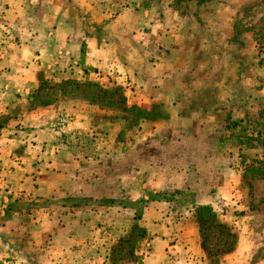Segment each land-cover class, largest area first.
<instances>
[{
	"label": "crops",
	"instance_id": "0c3cea01",
	"mask_svg": "<svg viewBox=\"0 0 264 264\" xmlns=\"http://www.w3.org/2000/svg\"><path fill=\"white\" fill-rule=\"evenodd\" d=\"M190 5L194 11L185 17L188 22H184V27H199L202 37L199 44L198 35L190 33L188 28L183 31L186 36L179 34L178 13L170 4L157 17L143 12L140 17L134 16L135 21L130 25L131 33L134 31L136 35L133 34L131 41L124 21L130 14L128 0H0V264H87L83 255L89 249L88 239L98 232L81 216H85L88 208L72 212L65 207L66 199H71L76 191L81 194L80 189L91 184L97 190L92 193L93 202L119 200L123 198L119 195L127 193L126 179L122 178V189L116 190L115 196L109 197L107 189H103L107 192L102 194L100 186L108 182V148H104L106 143L102 139L105 137L97 128L95 114L64 107L62 100L54 105L37 106L33 96L39 89L40 76L56 82L85 78L99 81L97 77L114 68L131 75L133 72L127 65L136 57L138 48L147 45L149 36L140 30L149 18L153 21V33H157L154 41L158 50V63L152 68L158 75L152 84L153 104L170 108L182 105L179 95H187L191 88L187 83L191 80H194V90L201 88V69L190 65L193 58H187L188 50L190 54L196 53L200 46L203 53L209 52L211 38L215 40L213 44L221 46L220 50L233 53V58H254L256 52L250 35L241 34L236 25H262L264 0H206L201 7ZM161 27L165 32H161ZM241 36L244 47L239 46ZM165 54L169 57L167 63ZM216 74L221 81L216 83L217 90L231 92L227 95L230 98L217 102V107L239 104V95L244 89L252 96L256 91V76L251 72L243 73L239 63L236 67L217 70ZM137 95L135 103L142 107L139 92ZM247 99H251L250 95ZM143 107H147L146 104ZM223 112L226 113L221 109L215 114L220 116ZM170 113L172 121L182 122L185 118L178 112ZM196 117L191 119L198 120ZM71 139L74 142L71 143ZM147 149L158 152L156 148ZM210 164L211 170L214 164ZM89 171L91 178H88ZM186 179V174L181 173L166 179L160 186L154 182L150 186L142 183L135 192L139 196L135 201L139 202L146 199L147 187L154 194L174 186L189 195H195L192 189L197 186L205 189L195 195L194 204L184 211L170 206L167 210L169 199L149 200L148 193L146 212L138 219L152 235L148 245L151 251L144 264H208L195 206H210L217 213L220 194L213 189L223 187L226 178L215 173L209 183ZM89 180L92 182L88 183ZM59 202L61 207L56 206ZM122 211L119 215L123 217ZM94 213L95 210L92 217ZM245 233L243 239H254L252 233ZM238 244L226 264H240L239 254L244 249L241 242ZM254 245L247 259L250 264H264V257L255 260L256 251L259 252L262 245ZM95 261V258L89 260L92 264H107L105 260Z\"/></svg>",
	"mask_w": 264,
	"mask_h": 264
},
{
	"label": "rangeland",
	"instance_id": "374dc122",
	"mask_svg": "<svg viewBox=\"0 0 264 264\" xmlns=\"http://www.w3.org/2000/svg\"><path fill=\"white\" fill-rule=\"evenodd\" d=\"M191 3L193 6L197 4L198 7H201L206 3V0H201V3L200 0H128L130 14L126 15L124 20L129 27L128 38L132 41L133 34L136 35L134 31L131 33L130 25L136 16L140 17L143 12V14L153 13L157 17L170 4L171 8L178 13L177 20L180 25L177 27V31L179 34L186 36L183 31L188 28L190 33L198 35L197 42L199 44V39H202L199 27H184V22H188L185 17L194 11V8L190 7ZM138 5L139 7H137ZM198 7L196 10H199ZM171 17L174 20V17ZM263 24L264 22L262 25L259 23L245 26L243 24L241 27L236 25V29L241 34L246 32L251 37V46L256 52L251 60L238 56L233 58V53L230 52V55L226 50H220L221 46H218L217 43L213 44L215 42L213 38H211L212 45H210L209 52L204 51L203 53L200 46H198L196 53L190 54V50H188L187 58H193V64L190 62V65L195 66L196 70L201 69L202 76L199 77V81L202 82V85L201 88L198 87L199 90H194V80L187 83L191 87H189V92L185 93L187 94L185 97H182V93H180L178 98V100L181 98L183 104L173 108L153 104L155 94L152 91V84L158 75H155L152 68L158 63V50L155 49L154 41V36L157 33H153V21L150 18L140 30V33L143 34L145 31V34L149 36L147 45L138 48L136 57L129 60L127 65L130 72H133L131 75L114 68L109 73L97 77L99 81L89 78L80 81L73 80L82 84L90 83L93 85L67 84L61 87H52L60 82L47 80L40 76L39 87L40 85L43 87L35 92L36 99L34 102L37 106L54 105L62 100L64 107L79 109L87 115L95 114L96 124L99 126L97 128L100 129L101 136L105 137V140L102 139V142L106 143L104 148H108V182L101 184L102 194L103 191L107 192L108 190L109 197L115 196V191L122 189V178L126 179L125 186H123L127 193L119 195V197L123 196L122 199H114L115 201L112 199V202L104 199L100 202H93L92 193H96L97 190L91 187V183L90 186L80 189L81 194L76 191L71 199H66L67 203L64 205L72 212L88 208L85 216H81L84 219L87 218L85 220L89 222V227L94 226L95 232H98V235H92L93 237L88 239L90 241L88 243L89 249L87 252L84 251L83 255L87 264H92L89 260L93 258H95V262H99L101 259L105 260L107 264L126 262L144 264V260L151 251L148 245L152 235L150 236L146 231V235L142 237L140 229H136L135 226L143 228L139 224L138 218L146 212L148 193H150L149 200L169 199L170 204L167 203V210L174 207L175 210L184 211L194 204L195 195L205 189L197 186L194 189L196 191L192 189L195 195H189L186 191L180 192L181 189L174 186L154 194L148 191L147 187L145 189L146 199L142 201L140 199L139 202L135 201L136 198H139L135 192L138 191V187L142 183L150 186L154 182L159 183L160 186L166 179L176 177L181 173L186 174L187 181L204 180L209 183L212 182L215 173L222 174V177L226 178L223 187L213 189L215 193L220 194L217 213L214 212L215 221L211 217L204 218L203 229L208 251H203L208 264H220L222 261L226 264L225 262L234 255L232 253L237 250L240 242L243 249L246 250L239 254L240 264H250L247 256L250 252L249 249L254 244L255 247L259 244L262 245L260 251H256L255 260L264 257V176L260 177L254 174L249 175L246 180L243 178L246 168H261V162H264ZM161 32H165L162 27ZM240 38L239 46L244 47L242 36ZM190 45L192 46V44ZM228 45L230 46V44ZM161 50L164 51L166 48ZM194 53L195 55H193ZM200 53L203 55L195 60L194 58ZM168 58V54H165V63L168 62ZM238 63L243 73L251 72L256 76V91L252 96L246 89L242 90L241 95H239L240 105L225 104L223 107H217V102L222 98H230L227 95L231 92L228 93L226 89L217 90V84L221 81L217 79L216 71H220L224 67L231 66L232 68L233 65L236 67ZM204 80H207L208 83ZM7 88L8 86L5 89L7 90ZM116 88H121L122 96L126 98L125 106L128 108L137 106L144 111H151L153 106L158 105L160 108L155 109L154 112L158 119L151 121L141 118L131 126L132 121H134V112L123 109L121 94H109L102 91H111ZM137 92L141 96L139 99H141L142 105L145 106L146 104L148 108L135 103L138 97ZM248 95H250V100L247 99ZM221 109L225 110L226 113L223 112L220 116L216 115L215 112ZM170 111L172 113L178 112L187 121L185 122L183 119L182 122L172 121ZM228 113H230L229 116L226 115ZM193 116H197L198 120L191 119ZM70 142H74V139H71ZM147 148H156L158 152L154 153ZM91 155L92 153L89 157ZM110 155L112 157L109 158ZM208 162L214 164L211 170L208 168L211 165L209 163L208 166ZM113 163L115 164L113 165ZM143 165H145L144 169H138ZM219 168L224 170L221 171ZM91 177L92 172L89 171L88 178ZM89 182L92 181L89 180ZM111 188L113 189L111 190ZM59 203L56 206L61 207V203ZM169 206L170 208H168ZM24 208L28 209V207ZM121 209H123V217L119 215ZM93 210H95L94 217L91 215ZM115 211L117 214L113 213ZM62 222L61 220V224ZM216 222L224 224L225 227L217 225ZM120 230H123L124 233H116ZM245 232L252 233L254 239H243L242 236L243 234L246 235ZM131 233L132 236L126 242L123 238L127 239ZM233 245L234 250L232 252L222 253ZM207 253L210 255L208 256Z\"/></svg>",
	"mask_w": 264,
	"mask_h": 264
},
{
	"label": "trees",
	"instance_id": "16d2710c",
	"mask_svg": "<svg viewBox=\"0 0 264 264\" xmlns=\"http://www.w3.org/2000/svg\"><path fill=\"white\" fill-rule=\"evenodd\" d=\"M67 84H73V85H76V86H89V85H93V84H90V83H79L77 81H73V80H68V81H63V82H60V83H57V84H54L52 87H61V86H64V85H67ZM42 85H40L39 90L42 89ZM37 91V92H38ZM104 92H108L109 94H117V93H120L121 94V100L124 104V110L125 111H129V112H134V121H132V124L131 126L134 125V122L138 121L139 119L141 118H145L147 120H151V121H154V120H157L158 119V116H156V114L154 113L155 112V109H159L160 107L158 105L156 106H153V109L151 111H144L142 109H140L139 107L137 106H132L130 108H128L127 106H125L126 104V98L124 96H122V92H121V88H116V89H113L111 91H106V90H102ZM65 92V91H64ZM34 100L36 99V94H34ZM262 163V167L261 168H251V167H248L245 169V174L243 176V178L246 180L249 175H258L260 177H263L264 176V162H261ZM108 202H112V201H108ZM195 217H196V223L198 224L199 226V230H200V235H201V241H202V248L204 249V251H208L207 249V245H206V236H205V232H204V229H203V225H205V222H204V218L206 217H211L213 221H215L216 219V216H215V213H214V209L210 206H195ZM140 219V218H138ZM219 223V224H218ZM217 225L219 226H222V227H225L224 224H221L220 222H216ZM135 228L137 229H140L141 231V236L144 237L146 235V230L144 228H141L140 226H135ZM132 236V233L129 234V236L126 238H123L126 242L128 241V239ZM235 243V242H234ZM234 250V245L229 248L228 250H226L225 252L222 251L223 254L227 253V252H232ZM208 256L210 255L209 253H207Z\"/></svg>",
	"mask_w": 264,
	"mask_h": 264
}]
</instances>
